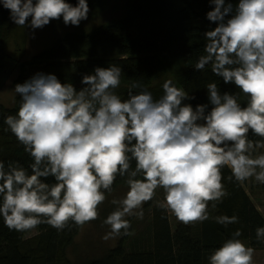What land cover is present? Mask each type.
<instances>
[{
	"label": "clouds",
	"instance_id": "clouds-1",
	"mask_svg": "<svg viewBox=\"0 0 264 264\" xmlns=\"http://www.w3.org/2000/svg\"><path fill=\"white\" fill-rule=\"evenodd\" d=\"M0 2L21 28H41L61 17L65 25L79 26L89 12L86 0ZM209 3L207 18L216 26L204 33L194 67L210 65L240 90L221 93L215 82L207 83L210 110L185 103L192 97L170 78L158 98L140 81L128 85L123 98L116 91L122 74L116 64L84 75L79 90L44 73L15 85L20 104L4 123L32 163L25 168L0 160V217L10 230L47 224L61 231L70 223L82 228L99 218L118 176L128 190L111 201L115 209L103 220L109 228L105 240L131 235L128 217L142 219L143 204L157 189L163 191L157 206L189 225L208 220L209 202L215 209L228 195L225 167L229 181L264 183V0ZM250 131L259 139H251ZM216 219L225 226L239 222L235 215ZM241 235L240 229L232 232L211 251L208 264H254L255 249ZM256 239L264 242V227L256 229Z\"/></svg>",
	"mask_w": 264,
	"mask_h": 264
},
{
	"label": "trees",
	"instance_id": "trees-1",
	"mask_svg": "<svg viewBox=\"0 0 264 264\" xmlns=\"http://www.w3.org/2000/svg\"><path fill=\"white\" fill-rule=\"evenodd\" d=\"M107 1L86 0L88 13L101 10ZM66 2L75 5L78 0ZM230 2L235 6L237 0ZM212 7L209 0H126L117 19L86 32H68L29 60H20L8 53L13 21L10 11L0 2V76L8 68L17 69L16 85L37 73L54 74L61 83H71L79 90L85 86L81 82L84 75L94 74L96 67L116 64L122 69L121 86L116 91L123 98H127V86L135 81H140L158 98L163 81L170 78L192 97L185 103L193 108L206 104L210 110L207 83L215 82L221 93L240 91L235 84H225L222 77L213 74L210 65L203 71L194 67L206 44L204 33L216 26L207 18ZM240 98L244 102L242 95ZM19 104V94L11 105L0 103V160L5 164L19 161L28 168L32 158L4 123L6 116L16 114ZM249 135L251 139H259L251 136V131ZM222 173L228 195L217 202L216 209L221 216L235 215L239 221L236 224L225 226L216 218H209L185 225L157 206L163 195L159 200L155 196L143 204V211L149 213L143 227L135 229V216L128 217L131 235H121L114 246L99 251L90 247L91 250L81 254L78 248L82 245L74 246L80 229L75 224L70 223L61 231L42 224L34 231L19 232L10 230L0 217V264H208L211 251L236 229L241 230L240 239L248 246L263 248L264 242L256 239V229L264 227V215L246 191V181L238 183L234 178L229 181L231 171L227 167ZM48 180L54 182L51 177ZM127 188L125 178L118 176L112 193ZM157 191L163 194L162 189ZM112 193H106V199ZM89 223L99 224L97 219Z\"/></svg>",
	"mask_w": 264,
	"mask_h": 264
},
{
	"label": "rangeland",
	"instance_id": "rangeland-1",
	"mask_svg": "<svg viewBox=\"0 0 264 264\" xmlns=\"http://www.w3.org/2000/svg\"><path fill=\"white\" fill-rule=\"evenodd\" d=\"M125 1L126 0H108L102 5L101 10L88 13L87 19L81 20L79 26L71 24L65 25L62 17L51 20L47 25L36 29L31 28L29 25L21 28L13 22L12 35L7 44L8 53L16 59L29 60L32 56L48 48L58 38L64 36L68 32H86L100 23H107L117 19L124 11ZM98 8L99 7H96V10ZM28 20L30 24L31 17H29ZM16 75L17 69L8 68V70L0 76V103L4 105H11L17 95L14 92V78ZM259 151L264 152V149H260ZM245 188L257 205L258 209L264 215V183H258L253 178L245 182ZM127 190L128 188L118 189L106 199L109 201L104 203L101 208H99V218L97 219L99 223L98 225L88 223L79 229L77 235L75 236L74 246L80 247V245H82L81 248H78L81 254L91 250L90 247L99 251L100 248L114 246L116 244L119 237L116 239H104V236L108 233L109 228L107 225L103 224V220L106 219L107 215L115 209V206L111 203V201L114 198H122ZM157 192L156 199L159 200L163 194L160 191ZM208 207L209 217L217 218L220 216L221 213L216 208L213 209L210 203ZM148 218L149 213L147 211H143L142 219L135 217L136 224L133 225L134 228L139 230L146 224ZM87 240H89V242ZM253 259L254 264H264V247L255 249Z\"/></svg>",
	"mask_w": 264,
	"mask_h": 264
},
{
	"label": "crops",
	"instance_id": "crops-1",
	"mask_svg": "<svg viewBox=\"0 0 264 264\" xmlns=\"http://www.w3.org/2000/svg\"><path fill=\"white\" fill-rule=\"evenodd\" d=\"M220 216H221V214H220ZM209 218H211V217H209Z\"/></svg>",
	"mask_w": 264,
	"mask_h": 264
}]
</instances>
